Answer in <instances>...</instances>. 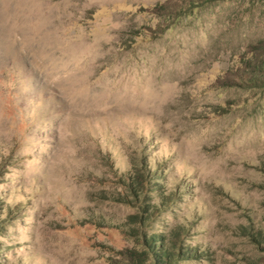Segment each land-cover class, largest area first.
Segmentation results:
<instances>
[{"label":"rangeland","instance_id":"rangeland-1","mask_svg":"<svg viewBox=\"0 0 264 264\" xmlns=\"http://www.w3.org/2000/svg\"><path fill=\"white\" fill-rule=\"evenodd\" d=\"M264 0H0V264H264Z\"/></svg>","mask_w":264,"mask_h":264},{"label":"trees","instance_id":"trees-1","mask_svg":"<svg viewBox=\"0 0 264 264\" xmlns=\"http://www.w3.org/2000/svg\"><path fill=\"white\" fill-rule=\"evenodd\" d=\"M264 57V56H263Z\"/></svg>","mask_w":264,"mask_h":264}]
</instances>
